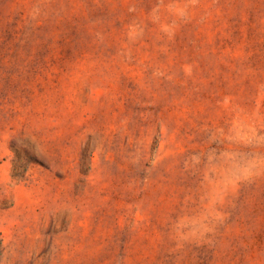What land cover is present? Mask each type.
<instances>
[{"label": "rangeland", "instance_id": "obj_1", "mask_svg": "<svg viewBox=\"0 0 264 264\" xmlns=\"http://www.w3.org/2000/svg\"><path fill=\"white\" fill-rule=\"evenodd\" d=\"M0 264H264V0H0Z\"/></svg>", "mask_w": 264, "mask_h": 264}]
</instances>
